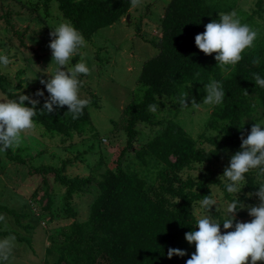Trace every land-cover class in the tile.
<instances>
[{"label":"trees","instance_id":"16d2710c","mask_svg":"<svg viewBox=\"0 0 264 264\" xmlns=\"http://www.w3.org/2000/svg\"><path fill=\"white\" fill-rule=\"evenodd\" d=\"M38 1L44 11L51 4H56L62 19L70 21L83 34L86 42L97 30L124 17L131 6L130 0ZM263 2L256 0V10L247 14L237 9L238 0H169L160 19L159 40L153 45L156 54L143 61L130 101L121 111L124 116L121 131L126 140L115 160V169L103 168L95 179L92 176L68 178L64 168L69 164V159L62 160L57 168L42 165L33 169L34 173L40 175L43 184L45 176L51 174L53 182L65 188L63 204L65 214L70 219L75 217L70 208L72 195L79 194L94 181L95 196L88 207L86 220L69 224L66 246L58 253L55 264H185L195 252V244H189L184 236L186 232L196 230L197 221L191 213L192 205L201 202L203 196H211L209 187L219 184L212 163L219 158L229 162L230 157L240 150V137L246 135L241 121L256 109L260 110L264 126V88L255 85L253 78L254 73L264 78V31L258 32L254 47L245 50L242 60L229 73L217 66L215 53H202L195 46L194 38L205 30L207 23L218 20L220 13L232 11L237 13L242 23L256 30L252 17L261 9ZM17 36L20 38L21 34ZM19 41L22 44L21 38ZM254 57H259V65L252 63ZM75 60L76 56L72 61ZM212 80L221 82L225 97L221 105H213L207 126L213 130L219 128L222 136L221 139L199 136L211 147L204 151L196 147L194 140L177 124L157 118L148 106L163 97L169 99L176 110L186 109L188 107L179 103L181 93L185 90L196 100L203 101L205 86ZM37 90L44 91V96H35ZM0 91L9 99L17 98L18 92H6L1 86ZM19 93L39 100L36 106L38 112L33 119L42 129V135L58 137L60 142L69 141L75 134L91 133L95 136L87 108L82 116L73 119L71 113L67 112V106L57 108L53 113L40 111L49 95L43 86ZM187 102L190 103L188 99ZM25 104L31 106L27 102ZM141 124L162 125L163 128L147 143L135 149L132 142L137 135L136 127ZM128 151L140 166L145 165L146 159L162 166L158 174L160 185L147 191L144 179L135 172L128 173L122 169L120 160ZM4 153L6 160L23 163L19 155L11 154L10 149ZM193 163L204 164L203 172L196 180H179L177 173ZM97 165L102 166V161L99 160ZM252 171L258 173V169H254L246 174L247 184L243 189L251 194L258 191L260 184L254 183L250 177ZM219 186L226 201L234 200L224 185ZM237 198L244 204L250 202L244 195ZM45 200V209L48 210L50 198ZM0 211L17 223V214L2 206ZM210 211L213 219L223 222L215 209ZM221 229L224 231L222 224ZM0 235L15 236V233L0 231ZM16 239L29 247L26 239ZM169 248L184 250L186 255H173L169 259Z\"/></svg>","mask_w":264,"mask_h":264},{"label":"rangeland","instance_id":"374dc122","mask_svg":"<svg viewBox=\"0 0 264 264\" xmlns=\"http://www.w3.org/2000/svg\"><path fill=\"white\" fill-rule=\"evenodd\" d=\"M168 1L143 0L142 7L133 9L130 6L128 23L122 17L112 25L97 30L86 46L80 49L76 60L67 66L71 68L83 61L90 69L89 75L79 76L82 82L80 96L90 98L91 102L85 108L95 136L91 133L75 134L69 141L60 142L58 137L42 135V129L36 125L35 129L22 134L19 147L10 148L12 155L22 158V164L6 160L5 153L0 152V206L18 216L17 223H14L11 216L0 211V215L5 218L0 221V231H12L17 238L29 242L28 247L16 239V247L7 264H55L58 253L66 246V237L70 234L69 224L86 220L88 207L95 196L93 180L79 194L72 195L70 208L75 217L70 219L65 214L63 204L65 188L53 182L51 174L45 176L43 184L40 175L34 173L33 169L42 165L57 168L65 159H69V164L64 168L68 178L92 176L95 179L103 168L115 169V160L126 140L121 131L124 124L121 111L130 101L143 61L156 54L153 45L159 40L160 19ZM255 1L238 0L237 9L251 14L256 10ZM252 20L256 31L263 32L264 2ZM63 22L66 21L54 3L44 11L38 0H0V54L7 55L12 61L7 67L0 66V86L4 91L22 92L32 87H44L40 80H47L56 69L55 62H51L52 53L48 45L52 37L49 34ZM19 34L22 44L17 36ZM188 93V108L176 110L169 99L159 97V110L155 113L157 118L173 121L194 140L196 147L207 151L211 147L199 136L214 139H221L222 136L219 128L213 130L207 126L213 105H205ZM0 94L3 93L0 91ZM192 98L201 103L198 109L191 106ZM256 122L262 123L259 109L241 121L246 131L244 138H247ZM162 128V125H138L133 147L140 148L160 133ZM99 160L102 161L100 167L97 165ZM228 163L224 158H219L211 165L219 182L217 186L209 187L211 196L218 201V205L212 208L222 220L225 219L229 202L223 198L219 185L228 183L222 176ZM120 164L126 172H135L144 179L147 191L161 184L158 174L162 166L151 159H146L145 165L140 166L128 151ZM203 168L204 164L193 163L179 171L177 178L196 180ZM250 177L256 184L264 182V176H258L255 171L250 173ZM243 189L237 197L244 195L250 202L241 203L246 206L258 205L259 198L255 193L249 196ZM229 195L235 199L233 194ZM47 197L50 198L48 210L45 209ZM191 213L196 221L205 215L200 202L192 205ZM236 219L250 222L252 217L248 215L247 207L237 211ZM7 236L0 235V239ZM257 264L263 262L258 261Z\"/></svg>","mask_w":264,"mask_h":264},{"label":"clouds","instance_id":"9594fccd","mask_svg":"<svg viewBox=\"0 0 264 264\" xmlns=\"http://www.w3.org/2000/svg\"><path fill=\"white\" fill-rule=\"evenodd\" d=\"M133 9L142 7L143 0H130ZM204 31L195 36V46L205 55L215 53L217 66L226 73L238 64L245 50L253 48L258 32L250 25L242 23L235 11L220 13L219 19H213L204 26ZM52 60L56 69L47 80L41 79L48 97L44 101L43 109L53 113L57 108L67 106V112L73 119L84 114V109L90 104V98H81L80 88L82 82L80 74L89 75L90 69L83 61L75 63L71 68L67 66L72 59L80 54V49L86 46L83 34L76 29L70 21L59 24L50 32ZM12 61L7 55L0 54V66L7 67ZM254 65L260 64L259 57L252 60ZM255 85L264 88V78L253 74ZM205 96L202 103L205 105H221L225 91L220 81L212 80L205 86ZM247 94V92L245 93ZM37 97H43L44 91L37 90ZM189 93H181L179 103L188 107ZM25 102L28 105L26 106ZM39 100L29 95L17 93L16 99H9L0 94V152L10 148L19 147L22 143V134L35 129L34 117L37 115ZM55 106V107H54ZM191 106L199 108L194 98ZM149 111L155 113L159 110L158 104L149 106ZM240 150L235 152L224 168L222 176L228 183L226 191L233 194L235 199L227 204L223 222L211 217L213 206L218 201L210 195L203 196L200 204L205 215L196 222V230L185 233V240L195 244V252L186 260L185 264H257L264 262V182L259 184L255 195L259 198L258 205L246 206L239 201L237 194L241 192L246 183V174L258 169V176H264V126L256 122L250 129L247 138L241 137ZM249 196L252 194L249 193ZM179 201V200H178ZM177 201V202H178ZM247 207L250 222H241L236 219L238 210ZM0 215V221L4 220ZM221 224L223 230L221 229ZM16 247V237L9 235L0 239V262L7 264ZM183 257L186 252L181 249L169 248L167 256Z\"/></svg>","mask_w":264,"mask_h":264},{"label":"water","instance_id":"95a60500","mask_svg":"<svg viewBox=\"0 0 264 264\" xmlns=\"http://www.w3.org/2000/svg\"><path fill=\"white\" fill-rule=\"evenodd\" d=\"M128 18H129V15L126 14V15L124 16V20H125L126 23H128Z\"/></svg>","mask_w":264,"mask_h":264}]
</instances>
